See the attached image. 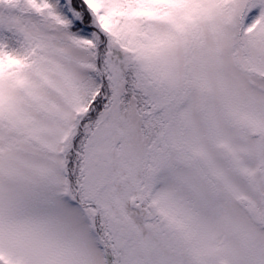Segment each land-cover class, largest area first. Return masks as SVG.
<instances>
[{
	"label": "snow or ice",
	"instance_id": "1",
	"mask_svg": "<svg viewBox=\"0 0 264 264\" xmlns=\"http://www.w3.org/2000/svg\"><path fill=\"white\" fill-rule=\"evenodd\" d=\"M0 264H264V0H0Z\"/></svg>",
	"mask_w": 264,
	"mask_h": 264
}]
</instances>
